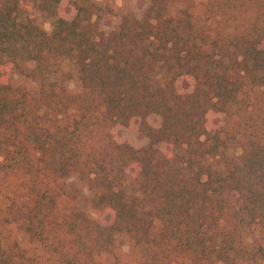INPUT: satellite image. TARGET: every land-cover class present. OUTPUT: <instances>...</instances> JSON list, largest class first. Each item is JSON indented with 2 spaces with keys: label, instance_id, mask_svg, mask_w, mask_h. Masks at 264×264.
<instances>
[{
  "label": "trees",
  "instance_id": "1",
  "mask_svg": "<svg viewBox=\"0 0 264 264\" xmlns=\"http://www.w3.org/2000/svg\"><path fill=\"white\" fill-rule=\"evenodd\" d=\"M114 14L0 0V264H264V0Z\"/></svg>",
  "mask_w": 264,
  "mask_h": 264
},
{
  "label": "rangeland",
  "instance_id": "2",
  "mask_svg": "<svg viewBox=\"0 0 264 264\" xmlns=\"http://www.w3.org/2000/svg\"><path fill=\"white\" fill-rule=\"evenodd\" d=\"M95 3L99 4L100 6L106 7V6H110L112 9H114V15L116 16H105V19L103 20V26L107 29H112L119 21V16L125 13H134L136 16L141 17L147 7V1L148 0H92ZM64 9L66 11H74V6H65ZM44 28L47 29L48 31H51L52 29V22L51 21H47L43 24ZM63 67L65 70L69 71L72 73V79L67 82V84L69 85V87L72 90H76L79 88V82L77 79V73L75 71V66L73 65V63L71 61H66L63 64ZM14 81H17L19 84L20 83H26V79L21 76V75H14L13 78ZM28 82V81H27ZM185 83V82H184ZM29 84H31L29 82ZM116 135L119 136L121 139H127L131 142L134 143H146V139L137 131V129L134 128H118L115 130ZM241 154V150L240 148L237 147H233L230 150V155H235V156H239ZM6 181V182H5ZM74 181V180H73ZM72 181V182H73ZM6 183V186L4 187L3 184ZM15 182H13V178L8 175L7 173L4 172H0V220L2 219H9V221H11L13 216H9L6 213V209H5V204L9 203V200L6 193L9 191L10 187L12 185H14ZM71 188H76V183H72L70 184ZM78 188V192L82 191V189ZM80 189V190H79ZM83 194H79V199L80 201H84L85 196H87L88 191L87 188L85 187L83 190ZM5 224L7 225V221H5ZM15 232L18 235V238L21 241H25L26 239V235L23 231V229L19 228V226H15ZM116 245H117V252L119 254V256L124 260V259H129V251H130V242L129 239L124 236V235H120L117 237L116 240Z\"/></svg>",
  "mask_w": 264,
  "mask_h": 264
}]
</instances>
